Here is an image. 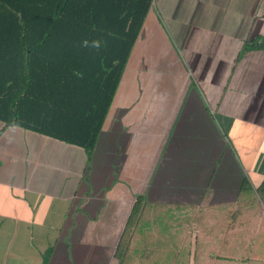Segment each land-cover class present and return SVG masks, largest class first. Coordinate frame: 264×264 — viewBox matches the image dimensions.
<instances>
[{
  "label": "crops",
  "instance_id": "1",
  "mask_svg": "<svg viewBox=\"0 0 264 264\" xmlns=\"http://www.w3.org/2000/svg\"><path fill=\"white\" fill-rule=\"evenodd\" d=\"M0 130V264H264V0H154L91 163ZM139 196L189 211V250L124 233Z\"/></svg>",
  "mask_w": 264,
  "mask_h": 264
},
{
  "label": "trees",
  "instance_id": "2",
  "mask_svg": "<svg viewBox=\"0 0 264 264\" xmlns=\"http://www.w3.org/2000/svg\"><path fill=\"white\" fill-rule=\"evenodd\" d=\"M153 1L0 0V122L79 146L91 163ZM96 39L100 49L83 46ZM258 191L264 200V181ZM143 204L139 196L124 233Z\"/></svg>",
  "mask_w": 264,
  "mask_h": 264
},
{
  "label": "rangeland",
  "instance_id": "3",
  "mask_svg": "<svg viewBox=\"0 0 264 264\" xmlns=\"http://www.w3.org/2000/svg\"><path fill=\"white\" fill-rule=\"evenodd\" d=\"M160 206L155 210L148 208L147 213L143 215L142 207L131 235L135 236L134 239H138V236L144 232L163 235L167 254H171V256L177 249L189 250L192 242V227L194 226L191 224L192 219L188 214L189 211L187 209H172L171 206ZM125 241L126 237L124 236L123 242ZM158 242L163 243L161 237Z\"/></svg>",
  "mask_w": 264,
  "mask_h": 264
},
{
  "label": "clouds",
  "instance_id": "4",
  "mask_svg": "<svg viewBox=\"0 0 264 264\" xmlns=\"http://www.w3.org/2000/svg\"><path fill=\"white\" fill-rule=\"evenodd\" d=\"M83 46L93 48V49H100L102 46V42L99 39L92 40L90 42L88 40H85L83 41ZM76 75L79 77L82 74L77 72Z\"/></svg>",
  "mask_w": 264,
  "mask_h": 264
}]
</instances>
